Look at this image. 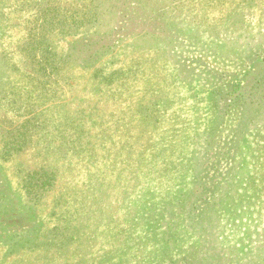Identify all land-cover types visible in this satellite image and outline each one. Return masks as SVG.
<instances>
[{"label":"rangeland","instance_id":"obj_1","mask_svg":"<svg viewBox=\"0 0 264 264\" xmlns=\"http://www.w3.org/2000/svg\"><path fill=\"white\" fill-rule=\"evenodd\" d=\"M0 264H264V0H0Z\"/></svg>","mask_w":264,"mask_h":264}]
</instances>
